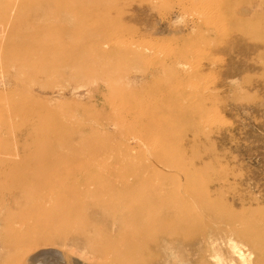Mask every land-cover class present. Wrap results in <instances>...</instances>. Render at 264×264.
<instances>
[{"label": "rangeland", "instance_id": "obj_1", "mask_svg": "<svg viewBox=\"0 0 264 264\" xmlns=\"http://www.w3.org/2000/svg\"><path fill=\"white\" fill-rule=\"evenodd\" d=\"M34 255L264 264V0H0V264Z\"/></svg>", "mask_w": 264, "mask_h": 264}, {"label": "bare ground", "instance_id": "obj_2", "mask_svg": "<svg viewBox=\"0 0 264 264\" xmlns=\"http://www.w3.org/2000/svg\"><path fill=\"white\" fill-rule=\"evenodd\" d=\"M46 252V251H45ZM40 253V252H39ZM38 254V253H37ZM43 254V253H42ZM45 254V253H44ZM43 254V255H44ZM40 256H42V255H40ZM40 256H37V255H34L32 258H31V261H30V263L29 264H45L46 262V260L45 261H43L42 259L40 260ZM56 257V256H55ZM57 258V257H56ZM55 260V259H54ZM61 261V260H60ZM57 263H58V261H57Z\"/></svg>", "mask_w": 264, "mask_h": 264}]
</instances>
